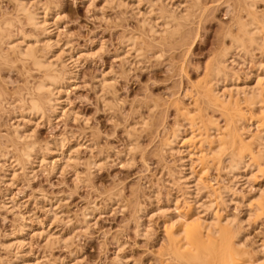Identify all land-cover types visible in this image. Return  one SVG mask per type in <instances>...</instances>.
Wrapping results in <instances>:
<instances>
[{"label": "rangeland", "instance_id": "374dc122", "mask_svg": "<svg viewBox=\"0 0 264 264\" xmlns=\"http://www.w3.org/2000/svg\"><path fill=\"white\" fill-rule=\"evenodd\" d=\"M120 1L40 0L41 3H50L49 6L55 5L60 9L61 14H59L62 17L59 26L64 33L60 31L63 34L58 37L59 46L65 53L73 51L82 56L79 67L73 69L74 80L65 87L69 102L67 109L71 110V115L72 113L74 115L72 118L59 116L48 119L49 109L45 113L46 116L38 120L39 125L37 124L36 127L28 125V122V126L22 121L18 123L21 127L24 126L26 129L28 127L27 130L31 128L30 131L34 132L32 141H29H35L36 148L32 157H35L37 152L39 154L43 151L46 145L50 144L49 146L53 147L55 141L58 142L63 138L67 145L78 144L79 147L76 148L79 150L76 149L77 154L73 155L74 158L71 163L69 162V166L63 169L59 166L61 170L59 167L52 168L49 163L50 158L48 155L46 157L43 151L49 160L46 159L47 162L34 167L30 175L18 172L19 175L17 174L15 178L17 180L10 189V186L7 187L3 180H0V262L2 264L13 261L12 253L15 250H5V245L8 244L6 242L9 237L18 235L23 228L26 246L23 245V249L20 248L18 251L20 256L26 258L28 264H115L113 260L120 256L119 262L123 263L125 260L127 264H171L172 262L168 256L170 243L168 233L165 231L166 219L157 212L156 214L153 212L152 215L157 201L154 204V197L151 195L155 190L160 191V193L155 191L159 194L158 206L162 203L164 207V198L168 194L167 190L169 191L168 185L165 184L168 181L165 165L173 169L174 166L175 168L179 166V163L177 164V157L161 154V141L167 137L166 133H169L175 121L184 123L178 116V107L193 111L194 101L197 99L195 87L207 74L206 71L210 70L221 47L224 44L229 45L224 35L227 27L232 25L238 0L237 2L236 0H198V5L195 6L197 9L188 8L190 16L186 22H182L185 24L181 23L182 26L172 35L163 38L157 35L159 37L156 36L157 40L161 42H157L155 37L154 43L146 29L140 26L142 16L131 12L134 0ZM182 1L185 3L182 4ZM182 1L169 2L175 7L174 9L181 4L180 11L192 4V0ZM141 2L146 6L148 0ZM182 5L186 6L182 8ZM0 8V15L5 13V18L13 16L12 1L0 0ZM154 9L156 10L154 14L159 13L157 10L159 6L157 8L156 5ZM257 9L264 10V5L257 2ZM7 14L9 16L6 17ZM150 18L155 20L153 16ZM20 30L27 35L40 34L38 31H31L27 26L20 27L17 24L10 31L8 29L9 34L12 35ZM159 31L161 34L162 29L160 28ZM130 37L137 38L135 42L137 45L144 42L150 47H143L139 54L134 51L124 53L125 49L122 45ZM137 45L136 48L139 47ZM253 56L257 62L264 65V53L253 51ZM21 66L20 63L1 64L0 61V156L7 149L13 150L9 147L11 144L9 136L12 127L19 120L15 118L8 104L16 102L14 106H19L18 100L26 98L27 89L40 77L33 70L28 72L29 74L26 73L28 68H24V71ZM247 67L251 69L252 66L244 64L243 68H238L239 78H245L244 71L248 70ZM100 74H106V77L113 82L112 88L102 91L97 82ZM15 109L20 110V107ZM206 109L209 116H213L219 126L223 127L224 118L221 114L211 108ZM197 114L194 112V115ZM251 120L249 123L254 121ZM193 127L192 131L200 128L199 125ZM252 130L253 128L250 129ZM184 134L188 133L184 132ZM202 144L200 147H206ZM87 158L89 161H94L95 166L89 168ZM226 159L227 156L223 157L224 164L227 162ZM0 162L2 163L1 158ZM0 175L1 178L3 175L2 173ZM204 176L203 178L209 182L208 185L213 186L212 190L215 191L230 184L228 182L229 184L226 185L229 180L224 176L223 171L214 170L213 167ZM252 187L236 184L234 190L237 197L224 195L222 201H216L215 211L230 219L235 217V221L239 222L238 225L235 222L234 226L242 231L240 241L249 251L253 249L256 251L258 246L264 244V218L256 215L247 217L249 207L244 205L246 201L241 199L242 196L257 198L259 193L255 186ZM7 189L11 192V196L13 195L14 204L10 203V207H13L9 211L2 209ZM175 192L176 189L170 190L173 197L177 195ZM156 195L153 193V196ZM261 200L264 201V197L259 199ZM150 203L153 204L152 211L149 209ZM141 206L145 208L146 213L148 208L149 214L140 216L138 211ZM49 210L54 214L50 212V215ZM87 212L92 214L88 216L89 218L86 217L85 221L82 215H86ZM52 214L55 215V219H51ZM139 216V220L142 221L136 222ZM248 218L250 220L246 222ZM138 223L141 224L140 227H137ZM239 223H242L243 228ZM41 227L56 237L50 242L52 245L50 243L45 245L43 239L33 235L34 232L40 231ZM2 245L5 248L1 247ZM117 249L119 251H116Z\"/></svg>", "mask_w": 264, "mask_h": 264}, {"label": "bare ground", "instance_id": "6f19581e", "mask_svg": "<svg viewBox=\"0 0 264 264\" xmlns=\"http://www.w3.org/2000/svg\"><path fill=\"white\" fill-rule=\"evenodd\" d=\"M10 1L14 5L13 16L7 14L6 17L9 16L7 17L9 19H7L4 17L5 13H1L0 15L1 64L20 63L24 71V68H28L26 69V73H30L33 70L40 77L37 81L35 80L36 83L34 82L35 84L33 86L31 85L27 89L26 98H22L23 96L20 97L22 99L19 98V106H14L16 102H12V100V103L8 102L9 107L12 108L10 110L14 112L13 115H15L16 119H19L17 124L15 123L16 125L14 124L12 127L11 136H9L11 138L10 141L8 140L11 143L9 147L13 150L7 149L0 156L2 160V163L0 162V173L3 175L0 180H3L2 182L7 187L10 186L9 189L17 180L15 179L17 174L28 173L30 175L33 173L34 167L39 166L48 159L46 158L47 155L50 158V160L48 159L50 162H48L51 163L53 169L59 166L63 169L65 166L70 165L69 162H72L73 155L77 154V150H79L77 149L79 147L78 144L73 146L67 145L63 138L58 142L54 140L56 143H54L55 146L52 145L53 147H50V144L45 146L43 151L46 153V157L43 151L39 154L36 151V156L32 157L36 148L35 141H29H32L34 132L33 130L30 131L31 128L27 130L28 127L26 129L23 124H21L23 126L21 127L19 123L22 121V123L27 125L28 122V125H35L36 127L38 120L45 117V113L49 109L50 115L48 119L58 118L59 116L72 118L74 114L72 113L71 115V110L67 109L69 102L68 92L65 87L67 83L70 84V81L74 80L73 69L75 70V67L82 60V56L79 54L73 53V51L65 53L63 51L64 49L62 50L61 46H59L58 37L63 32L60 30L61 26H59V21L61 22L60 18L62 17L60 16L59 7L55 5L49 6L50 3H41L40 0ZM169 1L148 0L145 6L141 0H134L131 5V12L134 15L142 16V19L140 18V26L146 29L152 42H155L157 35L160 38L172 35L176 29L185 24L182 22L188 20L191 7L198 5V0H192V2L190 1L192 4L189 2L191 5H187L184 10L182 9L180 11L181 4H178L177 8L174 9L175 7H172ZM257 2L264 5V0H238V8L234 6L236 8V15L235 17L233 16V20L231 19L232 25L227 27L224 35V38L229 41V45L224 44L221 47L222 49L215 58L216 60L211 65L210 70L208 69L209 71H206L207 74L205 73L204 78L195 87L197 99L194 101L195 106L193 111L185 107L177 108L178 116L182 118V122L186 123V125L175 121L169 133L164 131L167 137L165 135L166 138L161 141V154L164 153L166 155H172V157H177V164L179 163V166H177L178 169L175 166L172 169L171 166L165 165L168 176V181L165 184L168 185L167 189L169 188V191L167 190L168 194L164 198L165 205L163 207L161 203L159 204L161 206H158V193L160 191L155 190L158 193L153 191L151 197H154V204H156V201L157 204L153 207V204L151 205L150 203L151 206L149 209L153 207L154 211L151 209L152 215L153 212L154 214L157 212L162 215L161 217L166 219L167 226L165 227V224L164 227L168 233V241L170 243L168 256L173 262L171 264H264V244L258 246L256 251L254 249L253 251H249L248 247L246 248L240 241L242 231L240 232L239 228L237 229L235 227L236 225L234 226V223L236 222L238 225L239 221H235V217L230 219L227 216H221L217 210L215 211L216 201H222L225 198L224 195L230 194L234 198L237 197L236 191L234 190L236 184H240L242 187L244 185L248 187L255 186L254 188L259 193L256 196L258 199L253 197L245 198L243 196L241 199L245 200L246 204L244 205L249 207L247 208L249 209L247 217L251 218L256 215L264 218V201H259L260 198L264 197V65L261 62H257L253 56V51L264 53V10L259 11L257 9ZM183 3L185 2L182 1ZM156 5L157 8L159 6V9H157L159 13L157 12V15L154 14L156 11L154 7ZM183 6L186 5H182V8ZM189 7L190 9L188 10ZM195 8L197 9V7ZM152 16L155 17V20H151L150 17ZM159 20L161 22H157ZM16 24L20 27L27 26L31 31H38L40 34L39 36L27 35L23 31L24 29L17 31V33L15 32L14 35L12 33L9 34L10 29L15 27ZM158 27L162 29L161 34L159 33L160 28L157 29ZM231 28L233 30L235 29V32ZM60 31L62 32L60 33ZM178 31L180 32L181 29ZM40 36L42 39H40ZM135 37H130L124 41L125 43L122 45L123 49H125L123 51L124 53L128 54L129 51H134L139 54L143 47L149 46L143 42L138 44L139 47L136 48L137 44L135 42L137 38ZM157 42L161 41L157 40ZM137 57L139 58L140 56ZM157 58L158 56H156ZM244 64L252 67L251 69L247 67L248 70L246 72L244 71L246 73L245 78L241 79L238 77L237 72L241 67H244ZM106 74H100L97 81L102 91L112 88L113 85V82L106 77ZM15 107H20V110H16ZM205 107L211 108L221 114L224 118L223 127L219 126L218 121L213 116H209L207 111H205L208 109ZM194 112L198 114L194 115ZM247 115H249V118H247ZM76 117L78 118V116ZM251 119L254 121L249 123ZM142 123L145 124V122ZM193 125H199L200 128L192 131ZM251 128H253L252 131H250ZM184 132L188 134H184ZM202 143L206 147H200ZM225 156H227V162L224 164L223 157ZM89 158L91 157L89 156ZM87 163L89 168L95 166L94 161L88 160ZM212 167L214 170L223 171L224 176L229 180L227 181L226 179V185L230 183L228 187L223 186L218 188V190L215 187L217 191L212 190L213 186H209L210 184L208 185L209 182L207 179L203 178L206 172ZM9 189H7L8 192L6 191L7 194L4 197L5 202L2 203V209L4 208L6 211L7 209L9 211L13 207H10V203L13 202V195L11 196ZM172 189L177 190L175 195L177 194L178 196L173 197L170 194V190L172 191ZM153 193L157 195L153 196ZM202 196L205 198L204 200ZM139 208L138 212L140 216L149 214L148 208H146L147 213L144 207L141 206ZM50 212L49 210V214ZM87 213L86 215H82L85 221L86 217L92 214L90 212ZM53 214L51 219H55V215ZM140 216L136 222H138ZM148 217L151 216L148 215ZM249 218L246 222L250 220ZM141 221L139 220V222ZM240 221L243 223L242 220ZM242 223H239L241 228H243ZM140 226L141 224L138 223L137 227ZM44 230L41 227L40 231L38 230L39 232L37 231V233L34 232L33 235L43 239L46 242L45 245H47V243L55 240L54 238L56 237H53L54 235H51L49 231L47 233ZM22 231H24V228L19 231L18 235L16 234V236L8 238L9 240L6 242L8 244L5 245L6 248L3 247L4 245L1 246L5 250H15H13L15 254L12 253L14 259H12V262L10 260L11 264H28L25 260L26 258L22 255L20 256L18 251L26 244L23 236L24 232ZM5 236L8 237V235ZM116 251L119 250L117 249ZM120 258L116 257V261L113 260L116 262L115 264H127L125 260L123 263L119 262ZM0 264L2 263L0 262Z\"/></svg>", "mask_w": 264, "mask_h": 264}]
</instances>
